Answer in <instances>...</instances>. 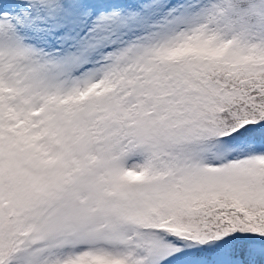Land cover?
I'll use <instances>...</instances> for the list:
<instances>
[{"label":"snow or ice","instance_id":"1","mask_svg":"<svg viewBox=\"0 0 264 264\" xmlns=\"http://www.w3.org/2000/svg\"><path fill=\"white\" fill-rule=\"evenodd\" d=\"M0 264H264V0H0Z\"/></svg>","mask_w":264,"mask_h":264}]
</instances>
